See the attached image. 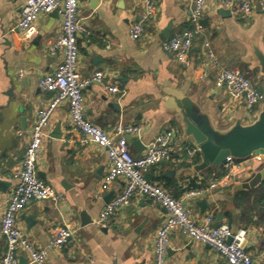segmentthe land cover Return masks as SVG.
Returning a JSON list of instances; mask_svg holds the SVG:
<instances>
[{"label":"crops","instance_id":"1","mask_svg":"<svg viewBox=\"0 0 264 264\" xmlns=\"http://www.w3.org/2000/svg\"><path fill=\"white\" fill-rule=\"evenodd\" d=\"M91 1H79V19L88 34L78 40V72L81 78L103 72L105 80L103 85L85 89V117L108 133L117 124L142 125L137 150L129 138L135 158L142 155L144 145L172 131L179 148L170 160L150 167L145 179L183 200L196 222L211 216L212 226L245 229V247L253 263L264 264V184L251 191L237 190L236 179L250 169L241 167L227 187L184 201L187 190L205 186L215 178L211 169L220 168L194 170L200 156L198 150L188 153L197 146L185 136L181 123L184 99L217 132L225 133L237 123L248 126L258 119L264 102L250 109L242 100L230 99L224 90L214 87L215 72L211 70L200 79L199 67L207 40L223 65L236 67L264 93L263 12L256 6L251 18L235 19L221 16L222 8L209 4L201 19L203 34L193 42L188 65H181L162 50L161 35L168 26L170 36L187 27L190 14L183 0H154V14L139 40L128 35L131 22L141 13L139 0H95L93 8ZM22 4L23 0H0V222L40 102L51 97L39 89L38 80L52 73L60 61V53L49 52L61 32L59 13L40 15L37 35L25 40L16 29ZM19 72L23 77H18ZM105 84L116 85L118 92H107ZM58 124L61 139L52 136ZM108 166L106 153L72 128L67 106H60L50 121L36 165L39 177L60 198L32 202L17 217V226L35 247L46 246L57 228L74 232L59 251L49 253L45 264H153L155 234L166 217L163 207L146 198L134 199L116 210L106 227L96 224L103 207L124 185L123 180H116L101 189ZM200 201L206 204L203 209L197 205ZM83 213L92 221L85 226L81 223ZM4 250L0 237V255ZM20 260L27 264L24 254ZM166 264L227 262L213 248L191 242L177 230L170 236Z\"/></svg>","mask_w":264,"mask_h":264},{"label":"built area","instance_id":"2","mask_svg":"<svg viewBox=\"0 0 264 264\" xmlns=\"http://www.w3.org/2000/svg\"><path fill=\"white\" fill-rule=\"evenodd\" d=\"M80 0H23L20 18L16 29L25 40H32L37 35L36 22L40 15H47L59 9L61 32L49 47L52 55L60 53V61L52 73L38 80V87L51 97L40 102L35 122L29 132L20 169L13 174L16 181L9 201L2 214L0 222V237L5 244V250L0 255V264H21L20 256L25 255L27 264H45L52 251H59L73 237L69 229L57 228L54 237L44 247H35L24 237L17 226V217L32 202L44 200L57 201L58 193L51 190L39 177L37 161L41 153L43 141L47 135L50 121L60 106H67L71 126L79 132L91 145L106 153L108 170L102 180L101 189L116 180H123L122 191L112 198L101 210L96 222L98 227H106L112 220L116 210L129 206L134 199L146 198L158 204L166 211L162 226L156 231L153 245V264H166L170 236L180 231L189 241L207 245L222 256L227 264H254L251 254L246 250L247 231L232 230L228 225L212 226V217L206 216L201 222H196L190 211L169 192L157 184L145 179L147 170L161 162L171 159L179 144L172 131H165L154 141L144 145L143 153L135 158L132 154L129 138L139 140L143 134L142 125L117 124L108 133L92 124L85 117L84 91L93 84H104L103 72H95L87 78H81L78 72L79 47L78 40L83 34H88L87 28L79 19ZM140 15L131 22L128 35L131 40H139L146 24L154 14V0H139ZM189 11L188 24L185 29L171 35L161 45L162 50L173 55L176 62L188 65L189 55L194 40L201 36L204 26L201 22L203 13L209 4H214L227 10L232 18L249 19L256 6L264 14V0H183ZM203 58L199 67V78L204 79L213 70L214 87L224 90L230 99L242 100L252 109L264 102V93L253 84L238 69L223 65L214 54L210 43L203 42ZM24 73L19 72L18 77ZM107 92L117 93L116 85H104ZM190 155L197 149L187 150ZM262 164L260 156H250L243 160L227 157L223 164L221 175L212 178L208 183L196 189H189L183 199L194 200L204 198L210 192L227 187L233 180L235 172L241 167L254 168ZM246 165V166H245Z\"/></svg>","mask_w":264,"mask_h":264},{"label":"water","instance_id":"3","mask_svg":"<svg viewBox=\"0 0 264 264\" xmlns=\"http://www.w3.org/2000/svg\"><path fill=\"white\" fill-rule=\"evenodd\" d=\"M91 2L93 8L97 2L95 0ZM58 10L53 12L57 13ZM218 13L224 17L230 16L229 12L224 9H220ZM169 36L170 27L168 26L163 31L161 39L165 41ZM262 70L264 73V62L262 63ZM182 103L181 123L184 134L192 138L200 156V162L194 167V170L202 172L210 168H220L227 157L243 160L250 156H260L262 164L250 168L239 180L236 179L239 182L236 189L251 191L262 186L264 184V107L253 124L241 126L237 123L229 131L221 133L211 128L206 117L200 115L192 103L186 99ZM52 136L55 139H61L60 124L55 127ZM140 145L139 140H133L132 146L135 150ZM197 205L203 209L206 204L204 201H200L197 202ZM81 218L83 226L92 222L85 213L82 214ZM20 263L22 264L23 261L20 260Z\"/></svg>","mask_w":264,"mask_h":264},{"label":"trees","instance_id":"4","mask_svg":"<svg viewBox=\"0 0 264 264\" xmlns=\"http://www.w3.org/2000/svg\"><path fill=\"white\" fill-rule=\"evenodd\" d=\"M221 170H222V166L220 167V169H211V171H214V172H216V174H215V177H217V176H219V175H221ZM264 186V185H263ZM193 188V187H192ZM191 188V189H192Z\"/></svg>","mask_w":264,"mask_h":264},{"label":"rangeland","instance_id":"5","mask_svg":"<svg viewBox=\"0 0 264 264\" xmlns=\"http://www.w3.org/2000/svg\"><path fill=\"white\" fill-rule=\"evenodd\" d=\"M227 67L237 69L236 67H232V66H227Z\"/></svg>","mask_w":264,"mask_h":264}]
</instances>
